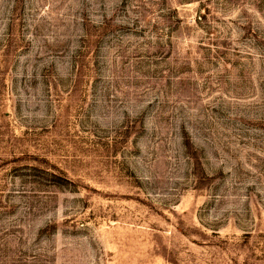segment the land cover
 Instances as JSON below:
<instances>
[{
  "label": "rangeland",
  "instance_id": "1",
  "mask_svg": "<svg viewBox=\"0 0 264 264\" xmlns=\"http://www.w3.org/2000/svg\"><path fill=\"white\" fill-rule=\"evenodd\" d=\"M0 264H264V0H0Z\"/></svg>",
  "mask_w": 264,
  "mask_h": 264
}]
</instances>
